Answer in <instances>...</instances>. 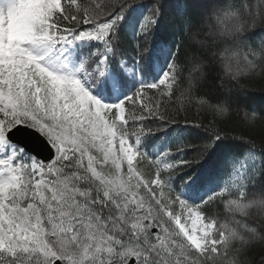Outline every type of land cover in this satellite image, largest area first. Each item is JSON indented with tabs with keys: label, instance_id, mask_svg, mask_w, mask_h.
I'll list each match as a JSON object with an SVG mask.
<instances>
[{
	"label": "snow or ice",
	"instance_id": "obj_1",
	"mask_svg": "<svg viewBox=\"0 0 264 264\" xmlns=\"http://www.w3.org/2000/svg\"><path fill=\"white\" fill-rule=\"evenodd\" d=\"M135 2L61 0L46 23L36 26L37 42L26 45L36 62L0 68V183L20 186L7 201L0 264H250L248 251L264 250V188L249 191L264 173V138L259 144L247 140L248 151L232 160L231 177L201 203L183 198L172 184L228 135L223 125L242 109L227 102L233 86L248 88L241 78L259 77L264 91V0H224L205 8L198 25L188 3L183 36L163 77L116 103L102 102L85 82L108 72L117 30ZM19 6L20 0H11L0 14ZM159 15L155 0L140 24L138 36L144 39L136 44L138 59L148 51ZM93 40L103 46L76 70L85 82L65 63L45 59ZM37 49L43 55L34 54ZM49 72L78 82L80 97L57 90ZM213 72L216 95L205 90ZM177 101H187L185 114ZM192 108L212 113L215 123L189 120ZM244 117L264 120L249 110ZM176 123L211 135L191 159H170L192 147L185 144L151 157L142 148L145 139ZM129 150L135 154L132 163L126 159ZM214 203L223 217L209 214Z\"/></svg>",
	"mask_w": 264,
	"mask_h": 264
},
{
	"label": "trees",
	"instance_id": "obj_2",
	"mask_svg": "<svg viewBox=\"0 0 264 264\" xmlns=\"http://www.w3.org/2000/svg\"><path fill=\"white\" fill-rule=\"evenodd\" d=\"M224 0H160V15L155 27L150 33V40L147 41L148 51L142 57L137 58V41L144 39L138 36L141 22L149 14L155 4V0H136L124 13V20L117 30L116 49L117 52L110 57L109 69L106 75L95 81H84L83 73L79 76L85 85L100 97L108 98L110 103H116V95L112 83L118 81L116 90L119 93V101L130 95L137 88L147 83L157 82L159 72H166L172 57L176 52L177 45L183 36L184 13L186 6L191 3L194 7L187 9L191 13L193 23L202 22V13L205 8L220 5ZM239 3V0H236ZM61 7V0L58 5H51L49 12ZM46 23V18L40 22ZM38 26V25H36ZM260 32L261 29H255ZM36 33L34 35L36 36ZM251 36V33L248 34ZM103 45L97 41H90L78 52L80 64L96 48ZM121 59L125 64H121ZM94 66V65H93ZM131 73L128 74V71ZM259 69H257V72ZM215 74H210V82L206 91L218 94L215 89ZM259 77H242L241 83L248 88L233 86L230 93L226 95L227 102L233 108H242L240 113L228 120L224 125V131L228 133L221 140L216 142V147L208 154L203 163L181 171L172 181L173 187L182 194L183 198L193 203H201L214 192L219 191L226 180L233 172L232 160L239 158L249 149L247 140H254L257 144L264 138V120L255 118L254 122H246L244 113L246 110L255 111L264 115V91L256 82ZM178 95V93H177ZM181 114H185L187 101H177ZM171 107V105H170ZM246 109V110H245ZM189 120H199L204 123H215L212 113H205L202 109L192 108L186 113ZM160 127H165L163 122H158ZM211 133L204 128H193L190 125L176 123L167 125L166 130L147 137L142 148L151 157H158L168 148H176L180 144L192 145L186 148L183 153H175L170 159H191L199 153V146L208 140ZM233 135V136H232ZM234 136L242 137L243 139ZM191 176L187 184L186 177ZM264 188V173L256 177L255 183L249 185L250 192H258ZM210 215L223 217L224 210L219 203H214L208 208ZM238 246V245H237ZM264 257V250L260 247L251 248L245 259L250 264H259Z\"/></svg>",
	"mask_w": 264,
	"mask_h": 264
},
{
	"label": "rangeland",
	"instance_id": "obj_3",
	"mask_svg": "<svg viewBox=\"0 0 264 264\" xmlns=\"http://www.w3.org/2000/svg\"><path fill=\"white\" fill-rule=\"evenodd\" d=\"M10 3L11 0H0V7L6 10ZM51 5H58V0H20V6L13 13L7 16L0 14V68L22 64L25 61L29 64L36 62L37 57L31 55L26 45L37 42L36 37L38 33H36V36L34 35L36 32V25H40L41 20L47 18V10L51 8ZM89 42L90 41H78L62 55L60 53H51L49 56H45V59H51L53 62L61 61L65 63L67 69L75 72L76 77L80 78L79 72L76 71L80 66L77 55L79 49ZM34 54L41 56L43 52L37 49ZM129 73H131V70L128 71V74ZM164 73L165 72H159L157 82L163 77ZM48 75L52 79L57 90H71L73 94L78 95V98L80 97V93L83 90L78 82H66L52 72H49ZM113 87L118 99L119 95L114 83ZM89 90L91 94L99 98L102 102L110 103L107 98H101L91 89ZM118 101L119 99L117 102ZM126 159L127 162L132 163L135 160V154L129 150L126 153ZM117 163L119 166L120 162ZM117 182L123 183L119 178H117ZM19 189L20 186L18 183H0V230H2L3 223L8 221L9 213L5 211L6 208L11 207L7 203L8 198L12 193L18 192Z\"/></svg>",
	"mask_w": 264,
	"mask_h": 264
}]
</instances>
